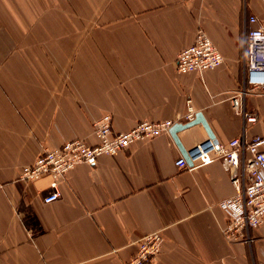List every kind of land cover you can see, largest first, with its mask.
Returning <instances> with one entry per match:
<instances>
[{
	"label": "crops",
	"instance_id": "crops-1",
	"mask_svg": "<svg viewBox=\"0 0 264 264\" xmlns=\"http://www.w3.org/2000/svg\"><path fill=\"white\" fill-rule=\"evenodd\" d=\"M251 15L264 27V0H0V264H126L153 232L164 238L156 264H264V223L251 245L222 234L229 173L219 161L178 171L170 133L78 165L50 204V177L19 180L44 149L97 144L106 114L116 132L183 123L188 99L214 143L264 136V88L244 100L256 124L231 101L245 83ZM199 29L224 63L180 74L177 57ZM177 136L189 154L210 141L202 124Z\"/></svg>",
	"mask_w": 264,
	"mask_h": 264
},
{
	"label": "built area",
	"instance_id": "built-area-1",
	"mask_svg": "<svg viewBox=\"0 0 264 264\" xmlns=\"http://www.w3.org/2000/svg\"><path fill=\"white\" fill-rule=\"evenodd\" d=\"M248 24L243 58L245 83L231 101L235 112L247 124H256L259 117L246 111L244 100L253 91L264 88V27L254 15L248 17ZM223 63L221 52L207 33L199 29L194 43L179 53L176 70L180 74L202 75L205 71L219 68ZM187 103L183 123L193 121L196 115L192 101L188 99ZM174 124L171 120L142 121L127 132H116L112 116L106 114L93 125L97 144L88 145L82 139H74L59 147L44 149L34 163L22 167L19 180L33 182L50 177L51 192L44 197V203H53L61 196L60 185L66 175L78 165L95 166L102 156H115L136 142L168 134ZM190 157L192 168L181 157L175 162L178 171H192L219 161L229 173L235 193L220 203L228 217L222 234L229 243L251 245L254 241L253 232L264 223V136L251 141L237 137L225 144L210 140L197 146ZM135 244L136 253L126 264H156L164 238L160 232H153L141 236Z\"/></svg>",
	"mask_w": 264,
	"mask_h": 264
},
{
	"label": "water",
	"instance_id": "water-1",
	"mask_svg": "<svg viewBox=\"0 0 264 264\" xmlns=\"http://www.w3.org/2000/svg\"><path fill=\"white\" fill-rule=\"evenodd\" d=\"M197 124H202L204 126V128L207 131L209 139L213 141L214 140V135H213L212 131L210 130L207 122L203 119L202 114H200V113H197L195 115V119L193 121H191V122H188V123H181V122L175 123L171 127V129L169 131L170 135L172 136V138L174 139L175 143L179 147L180 151L184 155V158L187 160V163H188L189 166L193 165L191 157H190V154L184 149V147L182 146V144H181V142H180V140H179L177 135H178L179 132L187 130V129H190V128H192L193 126H195Z\"/></svg>",
	"mask_w": 264,
	"mask_h": 264
}]
</instances>
